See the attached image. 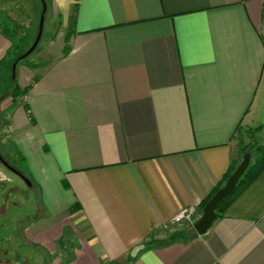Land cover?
<instances>
[{
  "label": "crops",
  "instance_id": "crops-1",
  "mask_svg": "<svg viewBox=\"0 0 264 264\" xmlns=\"http://www.w3.org/2000/svg\"><path fill=\"white\" fill-rule=\"evenodd\" d=\"M47 15L63 41L44 68L17 65L29 110L0 99L41 193L21 247L36 264H264V166L190 229L245 145L264 146V0H52ZM11 46L0 27V87ZM191 206L193 225L171 223Z\"/></svg>",
  "mask_w": 264,
  "mask_h": 264
},
{
  "label": "rangeland",
  "instance_id": "rangeland-1",
  "mask_svg": "<svg viewBox=\"0 0 264 264\" xmlns=\"http://www.w3.org/2000/svg\"><path fill=\"white\" fill-rule=\"evenodd\" d=\"M39 17L40 3L38 0H0V23L6 25L11 30H14L17 26L22 36L29 32L35 33L40 22ZM56 25L57 23L52 26L49 15H46L43 37L36 51L27 58L26 61L28 63H42L41 68H44L48 64L46 57H44L48 44L51 41L55 43L63 41V31L60 27V23L57 27ZM10 40L12 43L13 40L11 38ZM16 51L17 50L14 51L15 54L13 53V56L17 54ZM21 65H24V63L20 64V66ZM10 85L11 67L10 62L6 61L3 68V76L1 78L0 96L7 92ZM6 102L0 106V154L12 168L22 172L25 164L23 160L20 159V147L23 148V146L20 145L19 152L10 139L5 141V137H12V134L8 133L12 107L9 106V109H5ZM19 137H21L19 133L14 134V138L17 139ZM4 141L5 144H3ZM13 141L16 142L15 139H13ZM255 142H257V140H255ZM25 177L30 180L29 177ZM17 187L22 188L23 191H19ZM36 187L37 186H35L34 189L30 188L29 184L24 181V179L16 175L10 169H7V167L0 162V264H36L37 258L40 263H45L43 261L44 258L37 254L38 252L30 250L24 247V245L21 247V244L24 243H21L18 237L22 234L23 227L27 221L24 220V211L26 207L30 206L31 203L35 201L39 203L41 200V193ZM17 202L20 203L18 207H16ZM3 214H5V216ZM15 216L17 217L16 223L13 222ZM5 220H9L10 222L4 223ZM188 225L189 224H183L181 226L187 227ZM181 226L175 227V229H173L174 232H178Z\"/></svg>",
  "mask_w": 264,
  "mask_h": 264
},
{
  "label": "trees",
  "instance_id": "trees-1",
  "mask_svg": "<svg viewBox=\"0 0 264 264\" xmlns=\"http://www.w3.org/2000/svg\"><path fill=\"white\" fill-rule=\"evenodd\" d=\"M40 3V16L42 13V3L41 0H38ZM48 3V8H49V4L51 3L52 0H46ZM76 14V7L74 8V13L73 16L71 18V25L74 24V20H75V15ZM40 18V17H39ZM14 24V23H13ZM0 27L3 28V30L5 31V33L7 34V36H9L12 40H13V44L11 46V51H9V53L7 54V61L10 62V67H11V85L10 88L7 90L8 95L13 99V100H18L21 99L23 100V105L24 108L28 111L29 110V106L27 104L26 101H24L25 96L29 93L31 87H27L25 89H21V87L19 86L17 80H13L12 78V67L14 65V63L24 54L26 53L30 47L32 46V44L34 43L37 34H38V29H39V24L37 26V30L35 31V33L33 34V32H29L26 33L25 35H20V32L18 31V27L16 26V28L14 30L9 29V27H7L6 25L0 23ZM16 51V55L13 56L14 51ZM15 54V53H14ZM27 59L23 60V61H19L18 66H20V64H26L27 66H33L30 65V63H28L26 61ZM34 67V66H33ZM0 97H3L0 96ZM1 99V98H0ZM244 152L246 153H250L252 155V157L255 155L258 156L259 161L255 162V164L253 165V163H251V165L249 166L248 170L245 172V174L242 176V178L240 179V182L238 183L236 190L234 192V194L236 192H238V189L240 187H242L245 183H246V177L250 174V175H256L260 168H263L264 166V146L260 145L259 143L255 142L249 145H245L244 147ZM255 167V171L253 172V169ZM236 168L233 166L231 167V171L229 173V175L227 176V180L231 177V175L235 172ZM249 175V176H250ZM221 187L215 189L211 196L204 202L203 204V208L206 206V204L211 200V198L220 190ZM234 194L230 197L227 198L225 201H223L218 207H217V215L218 217L223 215V208L224 206H226L229 202V200L232 199V197L234 196ZM193 232V226L190 228ZM192 236V235H191Z\"/></svg>",
  "mask_w": 264,
  "mask_h": 264
},
{
  "label": "water",
  "instance_id": "water-1",
  "mask_svg": "<svg viewBox=\"0 0 264 264\" xmlns=\"http://www.w3.org/2000/svg\"><path fill=\"white\" fill-rule=\"evenodd\" d=\"M42 3V13L40 16V22H39V29H38V34L37 37L30 47V49L24 53L13 65L12 67V78L15 80L16 78V69L19 61H23L27 59L29 56H31L39 46V43L43 37V32H44V26H45V20H46V15L48 12V3L46 0H41ZM0 162L7 167V169H10L13 171L16 175L24 179L29 186H31V181L27 179L20 171H18L15 168H12L11 165L8 164V162L5 161V159L1 156L0 154ZM251 163V154L246 153L244 156V159L242 163L239 165V167L236 169V171L231 175L229 180L227 181L226 185L221 188L212 198L211 200L206 204L203 210V214L201 218L194 224V230L199 234V235H204L206 234L209 229L213 226L214 222L217 220L218 215H217V207L225 201L228 197L231 196V194L234 192L236 189L238 183L240 182V179L242 176L245 174V172L248 170L249 166Z\"/></svg>",
  "mask_w": 264,
  "mask_h": 264
},
{
  "label": "built area",
  "instance_id": "built-area-1",
  "mask_svg": "<svg viewBox=\"0 0 264 264\" xmlns=\"http://www.w3.org/2000/svg\"><path fill=\"white\" fill-rule=\"evenodd\" d=\"M197 212V208L194 206L186 207L182 209L178 214H176L171 223L174 225H182V224H194V216Z\"/></svg>",
  "mask_w": 264,
  "mask_h": 264
}]
</instances>
